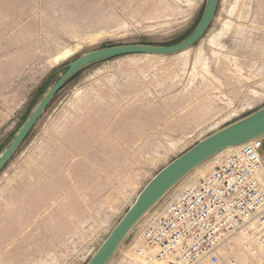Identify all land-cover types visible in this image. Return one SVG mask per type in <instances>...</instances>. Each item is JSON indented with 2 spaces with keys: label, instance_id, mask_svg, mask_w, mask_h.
I'll return each mask as SVG.
<instances>
[{
  "label": "rangeland",
  "instance_id": "374dc122",
  "mask_svg": "<svg viewBox=\"0 0 264 264\" xmlns=\"http://www.w3.org/2000/svg\"><path fill=\"white\" fill-rule=\"evenodd\" d=\"M205 2L0 0L18 12L1 15L2 38L17 41L23 63L0 93V154L67 64L106 47L176 44L194 30ZM14 54L9 48L3 57ZM263 107L264 0H218L208 30L182 53L87 66L55 95L0 172V264H86L158 172ZM223 155L181 179L110 261L169 195ZM246 242L240 234L224 255L264 264L262 248L253 252Z\"/></svg>",
  "mask_w": 264,
  "mask_h": 264
},
{
  "label": "built area",
  "instance_id": "2783aa9c",
  "mask_svg": "<svg viewBox=\"0 0 264 264\" xmlns=\"http://www.w3.org/2000/svg\"><path fill=\"white\" fill-rule=\"evenodd\" d=\"M263 139L216 155L223 156L169 195L108 264H238L224 249L242 233L246 249L261 247L264 254Z\"/></svg>",
  "mask_w": 264,
  "mask_h": 264
},
{
  "label": "water",
  "instance_id": "95a60500",
  "mask_svg": "<svg viewBox=\"0 0 264 264\" xmlns=\"http://www.w3.org/2000/svg\"><path fill=\"white\" fill-rule=\"evenodd\" d=\"M217 2L218 0H206L202 16L194 30L187 38L176 44L169 46L118 45L106 47L83 54L67 64L63 74L43 96L28 119L22 123L7 148L0 154V172L58 91L76 73L94 63L121 56H170L190 49L208 30L216 11ZM262 135H264V107L213 133L173 160L141 190L134 203L86 264H108L132 228L181 179L214 156Z\"/></svg>",
  "mask_w": 264,
  "mask_h": 264
},
{
  "label": "crops",
  "instance_id": "0c3cea01",
  "mask_svg": "<svg viewBox=\"0 0 264 264\" xmlns=\"http://www.w3.org/2000/svg\"><path fill=\"white\" fill-rule=\"evenodd\" d=\"M10 11V12H9ZM18 14L17 10L14 8H7L2 6L0 3V93L7 88V84L16 76L17 71H22L23 63L21 58L18 57V45L17 41L14 43L9 38H2L3 30V20L1 15L3 14ZM9 48L15 50V54L12 57L7 59L3 57V53L7 52ZM5 56V55H4ZM261 155L264 163V143L261 150ZM264 170V169H263Z\"/></svg>",
  "mask_w": 264,
  "mask_h": 264
},
{
  "label": "trees",
  "instance_id": "16d2710c",
  "mask_svg": "<svg viewBox=\"0 0 264 264\" xmlns=\"http://www.w3.org/2000/svg\"><path fill=\"white\" fill-rule=\"evenodd\" d=\"M78 73H79V72H78ZM78 73H76V74H75L72 78H70L68 81H70L71 79H73ZM68 81H67V82H68ZM67 82H66V83H67ZM66 83L64 84V86L66 85ZM64 86H63V87H64ZM63 87H62V88H63ZM62 88H61V89H62ZM61 89H60V90H61ZM60 90H59V91H60ZM59 91H58V92H59Z\"/></svg>",
  "mask_w": 264,
  "mask_h": 264
}]
</instances>
